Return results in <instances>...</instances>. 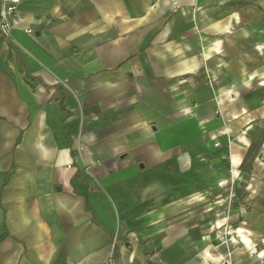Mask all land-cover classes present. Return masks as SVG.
Segmentation results:
<instances>
[{
	"label": "crops",
	"instance_id": "obj_1",
	"mask_svg": "<svg viewBox=\"0 0 264 264\" xmlns=\"http://www.w3.org/2000/svg\"><path fill=\"white\" fill-rule=\"evenodd\" d=\"M263 81L264 0H21L0 29V264H207L168 221L193 180L152 166L175 123H264L238 97ZM248 171L230 264H264V158Z\"/></svg>",
	"mask_w": 264,
	"mask_h": 264
},
{
	"label": "rangeland",
	"instance_id": "obj_2",
	"mask_svg": "<svg viewBox=\"0 0 264 264\" xmlns=\"http://www.w3.org/2000/svg\"><path fill=\"white\" fill-rule=\"evenodd\" d=\"M238 94L249 108L258 109L254 105L264 98V89L255 83ZM174 125L188 137L170 140L178 153L152 167L172 180L188 177L193 181L185 189L175 184L167 188L173 207L168 209V221H183L191 229L192 254H204L208 248L207 264H230L236 246L232 228L245 226L247 211L260 205L252 196H260L263 188L246 185L243 179L247 170L249 175L255 174L252 166L264 158V123L260 118L248 123L240 117L232 123L207 121L199 125L189 119ZM218 220L221 227L215 226Z\"/></svg>",
	"mask_w": 264,
	"mask_h": 264
},
{
	"label": "built area",
	"instance_id": "obj_3",
	"mask_svg": "<svg viewBox=\"0 0 264 264\" xmlns=\"http://www.w3.org/2000/svg\"><path fill=\"white\" fill-rule=\"evenodd\" d=\"M20 3L21 0H1L0 29L7 37L12 35L14 19Z\"/></svg>",
	"mask_w": 264,
	"mask_h": 264
},
{
	"label": "bare ground",
	"instance_id": "obj_4",
	"mask_svg": "<svg viewBox=\"0 0 264 264\" xmlns=\"http://www.w3.org/2000/svg\"><path fill=\"white\" fill-rule=\"evenodd\" d=\"M206 238H208V237H206ZM233 239H234L235 242H237V238L236 237H233Z\"/></svg>",
	"mask_w": 264,
	"mask_h": 264
}]
</instances>
